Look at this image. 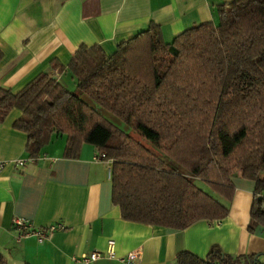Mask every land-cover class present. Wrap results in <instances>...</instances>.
<instances>
[{
	"label": "trees",
	"instance_id": "obj_1",
	"mask_svg": "<svg viewBox=\"0 0 264 264\" xmlns=\"http://www.w3.org/2000/svg\"><path fill=\"white\" fill-rule=\"evenodd\" d=\"M218 13L219 22L197 24L171 42L152 24L111 55L98 44L80 46L68 65L75 90L48 72L17 93L0 85V122L21 110L14 127L27 133L32 157L55 134L67 136L66 157H78L84 144L105 153L113 204L129 221L183 230L223 219L234 178L250 179L252 232L264 226V0H234ZM257 257L214 245L206 258L181 251L174 264H264Z\"/></svg>",
	"mask_w": 264,
	"mask_h": 264
},
{
	"label": "crops",
	"instance_id": "obj_2",
	"mask_svg": "<svg viewBox=\"0 0 264 264\" xmlns=\"http://www.w3.org/2000/svg\"><path fill=\"white\" fill-rule=\"evenodd\" d=\"M232 1L0 0V85L17 93L48 72L75 90L68 65L80 46L98 44L111 55L152 24L171 42L197 24L219 22L218 7ZM21 114L15 108L0 122V160L9 162L0 171V264H83L75 258L106 252L110 240L116 257L92 264H128L122 258L136 250L141 257L134 264H174L181 251L206 258L214 245L233 257L258 255L264 263V226L249 230L254 181L234 178L223 219H200L183 230L125 220L112 200V162L97 160L91 144L78 157H66L64 134H55L30 160L28 135L14 127ZM21 159H28L25 165L15 164ZM15 217L36 227L65 228L43 242L32 235L19 238Z\"/></svg>",
	"mask_w": 264,
	"mask_h": 264
},
{
	"label": "built area",
	"instance_id": "obj_3",
	"mask_svg": "<svg viewBox=\"0 0 264 264\" xmlns=\"http://www.w3.org/2000/svg\"><path fill=\"white\" fill-rule=\"evenodd\" d=\"M35 158L31 157L30 160H34ZM96 159L99 161H111L106 157L105 153L98 151ZM28 160V159H27ZM25 159L15 160V164L18 166L25 165ZM9 162L0 160V171L3 170ZM110 173L112 174V169H110ZM13 227L19 231V238L22 236H36L40 242L46 240L51 232L57 230H63L65 225L62 223L51 224L48 227H36L30 220L24 217H15L13 220ZM104 257L115 258L116 257V243L114 240H110L108 243V247L106 252L94 251L90 254H83L81 257L75 258V261L83 263V264H92ZM141 257V252L136 250L130 252L126 257L122 258L123 261L128 264H134L137 259Z\"/></svg>",
	"mask_w": 264,
	"mask_h": 264
},
{
	"label": "rangeland",
	"instance_id": "obj_4",
	"mask_svg": "<svg viewBox=\"0 0 264 264\" xmlns=\"http://www.w3.org/2000/svg\"><path fill=\"white\" fill-rule=\"evenodd\" d=\"M89 100V99H88ZM90 104L92 106H94L97 110H99L105 117H107L110 121H112L113 123H115L117 126L121 127L123 130L127 131V132H132V134L134 136L137 137H141L140 134L133 132L130 127L120 118H118L117 116H115L113 113L109 112L108 110L104 109L103 107H101L100 105H98L96 102H93L91 100H89ZM198 184L203 187L204 189H206L209 192H212L213 194H215L213 192V190L210 188V186L206 183L203 182L201 180H198ZM217 196H219L218 194H215Z\"/></svg>",
	"mask_w": 264,
	"mask_h": 264
}]
</instances>
